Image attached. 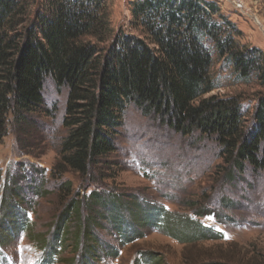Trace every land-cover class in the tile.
<instances>
[{"label": "trees", "instance_id": "16d2710c", "mask_svg": "<svg viewBox=\"0 0 264 264\" xmlns=\"http://www.w3.org/2000/svg\"><path fill=\"white\" fill-rule=\"evenodd\" d=\"M130 5L138 34L114 32L105 0H0V140L11 133L23 147L24 135L56 114V106L45 102L47 88L65 91L64 133L50 170L27 163L4 177L0 170L1 251L23 236L39 252V264H101L144 230H166L173 214L136 194L118 200L112 183L117 162L109 157L130 108L180 136L213 140L229 175L264 168V93L250 109L240 95L206 96L217 87L211 76L216 62L238 81L264 88L262 51L239 43V30L215 1ZM52 194L59 206L53 225L34 232L37 200ZM194 211L196 217L216 216ZM182 222L196 236L223 238L191 217ZM98 230L112 232L116 244L104 242ZM147 255L140 252L132 264H152Z\"/></svg>", "mask_w": 264, "mask_h": 264}, {"label": "rangeland", "instance_id": "374dc122", "mask_svg": "<svg viewBox=\"0 0 264 264\" xmlns=\"http://www.w3.org/2000/svg\"><path fill=\"white\" fill-rule=\"evenodd\" d=\"M105 1L114 32L138 34L131 28L132 0ZM208 1H215L236 25L241 45L258 48L264 55V0H241L244 13L234 11L224 0ZM220 65L216 62L211 67L217 87L206 96L240 95L244 108L250 109L256 95L264 93V88L253 81H238L232 72L221 70ZM45 102L49 109L56 106V114L40 121L41 128L24 135L23 147L11 133L0 140L3 177L7 171L12 174L20 163L35 164L48 171L56 161L58 144L64 133L61 117L65 91L57 92L49 86L45 91ZM215 146L213 140L180 136L130 108L116 145L117 151L109 157L117 162L112 178L121 194L117 199L128 201L127 194H136L141 202H154L173 217L167 220L165 231L144 230L143 237L119 246L118 256L101 264H132L140 252L149 253L147 256L152 264H155L153 257L161 264H189L194 260L210 259L231 260L235 264H264V168L229 175L224 170V161L215 155ZM67 176L75 187L79 186L75 176ZM53 183L54 180L49 179L48 187ZM28 190L24 187L23 193ZM57 200L55 194L37 200L34 232L50 230L59 208ZM197 208L214 211L216 216L196 217L194 209ZM184 217L198 220L208 228L213 226L222 232L223 238L196 236L191 226L182 222ZM97 233L104 242L116 244L112 232L98 230ZM39 257L34 245L23 236L5 251L0 250V264H38Z\"/></svg>", "mask_w": 264, "mask_h": 264}, {"label": "built area", "instance_id": "2783aa9c", "mask_svg": "<svg viewBox=\"0 0 264 264\" xmlns=\"http://www.w3.org/2000/svg\"><path fill=\"white\" fill-rule=\"evenodd\" d=\"M224 1L228 2L234 11L239 12V13L245 12L244 11L245 8L241 0H224Z\"/></svg>", "mask_w": 264, "mask_h": 264}]
</instances>
